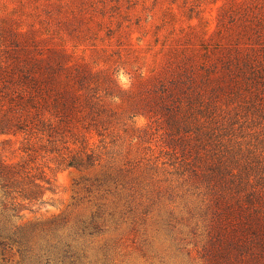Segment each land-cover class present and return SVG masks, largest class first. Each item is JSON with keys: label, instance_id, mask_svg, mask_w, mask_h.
<instances>
[{"label": "trees", "instance_id": "16d2710c", "mask_svg": "<svg viewBox=\"0 0 264 264\" xmlns=\"http://www.w3.org/2000/svg\"><path fill=\"white\" fill-rule=\"evenodd\" d=\"M25 3L10 9L0 0V264L78 258L54 231L17 221L23 209L48 202L47 192L56 190L41 160L56 168L95 166L99 146L118 125L140 115L163 120L171 135L167 144L181 149L195 176L210 181L216 247L245 246L249 255L262 257L264 163L239 144L225 146L221 137L232 120L227 116L241 109L264 120V0L226 1L215 33L202 18V53L183 43L161 70L126 88L115 74L46 46L20 17ZM214 34L221 35L211 47Z\"/></svg>", "mask_w": 264, "mask_h": 264}, {"label": "rangeland", "instance_id": "374dc122", "mask_svg": "<svg viewBox=\"0 0 264 264\" xmlns=\"http://www.w3.org/2000/svg\"><path fill=\"white\" fill-rule=\"evenodd\" d=\"M3 1L10 9L21 3ZM226 1L26 0L18 7L25 26L35 27L46 46L64 48L118 79L123 70L130 87L161 70L183 43L202 53V18L215 33ZM220 35L214 34L211 47ZM227 118L232 120L221 137L225 146L239 144L264 163V120L245 109ZM165 125L144 115L128 119L99 146L101 160L89 168H56L43 158L56 190L47 192L48 202L23 209L17 221L39 223L61 236L66 249L79 254L66 264H264V255H249L245 246L216 247L210 181L195 176L181 149L167 144ZM92 142L100 144L96 136Z\"/></svg>", "mask_w": 264, "mask_h": 264}, {"label": "clouds", "instance_id": "9594fccd", "mask_svg": "<svg viewBox=\"0 0 264 264\" xmlns=\"http://www.w3.org/2000/svg\"><path fill=\"white\" fill-rule=\"evenodd\" d=\"M119 80H120L121 84H122L125 88L128 87V85H129V79H128L127 76L124 75L123 70H122L121 73H120Z\"/></svg>", "mask_w": 264, "mask_h": 264}]
</instances>
